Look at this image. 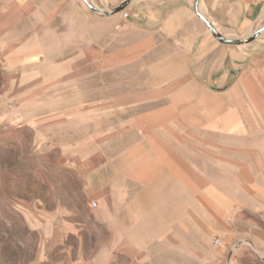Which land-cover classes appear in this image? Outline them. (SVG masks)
I'll list each match as a JSON object with an SVG mask.
<instances>
[{"label": "crops", "instance_id": "1", "mask_svg": "<svg viewBox=\"0 0 264 264\" xmlns=\"http://www.w3.org/2000/svg\"><path fill=\"white\" fill-rule=\"evenodd\" d=\"M108 1L117 6L125 0ZM193 4L133 0L125 18L122 12L82 18V38L93 41L97 54L82 55V68L64 66L57 72L42 66L51 59L44 55L48 49L43 43L45 36L54 42L56 28L69 26L64 5L55 0L20 4L22 21L29 20L31 27L21 36L8 33L15 21L11 7L0 11V128L10 117L31 121L37 139L43 116L69 125L71 117L80 121L82 143L71 153L82 160L77 167L82 203L48 212L36 208L30 219L37 238L32 264H166L168 252L178 256L171 264H183L184 251L198 264L195 237L221 232L214 226L200 232L193 206L192 216L184 215V194H195L197 185L177 183L187 170L181 141L192 139L191 132L230 139L252 130L247 111L232 109L231 90L208 87L202 79L233 70L251 78L241 87L248 99L241 107L254 108L256 120L264 124V32L246 42L264 25V0H199L200 14L239 45L217 42L194 14ZM82 17H87L85 11ZM74 75L82 76L77 90L54 85L68 84ZM103 76L110 77L109 83ZM77 107L80 113L65 110ZM103 107L111 108L106 131L100 119ZM203 107L206 111L200 112ZM188 108L202 118L187 120ZM226 210L218 211L221 221ZM247 245L236 248V262L264 264L254 246Z\"/></svg>", "mask_w": 264, "mask_h": 264}, {"label": "rangeland", "instance_id": "2", "mask_svg": "<svg viewBox=\"0 0 264 264\" xmlns=\"http://www.w3.org/2000/svg\"><path fill=\"white\" fill-rule=\"evenodd\" d=\"M30 1L0 0V11L5 5L13 10L15 21L8 29L9 34L21 36L22 32L30 31L29 20L23 22L20 12V4ZM87 1L104 10L115 6L108 0ZM55 4L64 5L69 26L55 29L54 42L45 36L43 46L48 52L44 55L48 54L51 59L43 62L42 66L55 72L64 66L71 71L79 66L82 68V55L93 58L97 54L93 41L82 38V18L102 15L89 10L81 0H55ZM82 11L87 17H82ZM54 74L56 79L62 78ZM81 77L74 75L68 78V84L57 82L54 85L77 90L82 84ZM109 78L102 77L108 83ZM202 79L208 87L231 90L232 106H236L232 109L242 114L247 111L252 130L241 134L242 137L234 134L230 139L191 132L188 134L193 136L192 139L181 141L180 151L187 170L181 173L177 183L197 185L196 191L193 188L195 194H184L183 206L188 207L184 215L192 216L189 208L193 206L197 208L200 232L207 233L209 226L221 231L195 237L198 240V264H238L234 254L236 248L247 244L254 246L253 240L255 243L260 241L254 249L258 252L257 260L264 261V124L260 125L256 120L254 108L241 107L248 100L241 87L251 78L233 70L226 76ZM102 98L109 100L110 97L103 93ZM65 110L80 113L81 108ZM185 110L188 112L187 120L202 118V113L198 117L191 114L196 110L194 108ZM198 110L202 112L206 108ZM100 111L101 126L104 131L109 130L111 108L103 107ZM8 119V124L0 128V264H32L37 253V238L30 228V219L36 208L48 212L66 203L75 207L82 203V177L77 172L82 160L71 153L82 143L77 126L80 121L78 116L71 117L69 125L63 121L56 122V119L49 121L47 116H43L35 139L34 131L31 133L29 128L33 124L31 121L21 123L15 117ZM87 121L93 122L92 118ZM103 143L108 146L109 140ZM222 208H227V217L223 221L218 218V211ZM186 238L189 247L190 236ZM215 239L220 240V246L214 245ZM191 254L190 251L183 252V264H192ZM176 258L175 253L168 252L166 264H171Z\"/></svg>", "mask_w": 264, "mask_h": 264}, {"label": "water", "instance_id": "3", "mask_svg": "<svg viewBox=\"0 0 264 264\" xmlns=\"http://www.w3.org/2000/svg\"><path fill=\"white\" fill-rule=\"evenodd\" d=\"M86 7L95 12L98 13L100 15H104V16H109V15H114V14H118L121 13L123 11L126 10V8L128 7V5L130 4V2H132L133 0H125L123 2H121L120 4H118L115 7L110 8L109 10H104L101 9L97 6L92 5L91 3H89L87 0H81ZM198 2L199 0H194V4H193V12L194 14L201 19L206 27L208 28L210 34L212 35V37L219 42L220 44L223 45H239L242 42L239 40H231V39H227L226 37L222 36L199 12L198 10ZM262 32H264V25L258 29L255 33H253V35L250 37V39H248V41L246 42H250L252 40H254L255 38H257Z\"/></svg>", "mask_w": 264, "mask_h": 264}, {"label": "built area", "instance_id": "4", "mask_svg": "<svg viewBox=\"0 0 264 264\" xmlns=\"http://www.w3.org/2000/svg\"><path fill=\"white\" fill-rule=\"evenodd\" d=\"M122 16H123L124 18L127 16L126 11H123V12H122ZM12 104H13V101H12V100L9 101V105H12ZM90 207H91V208H95V207H96L95 202H91V203H90ZM213 243H214L215 246H220V245H221V242H220L219 239H215V240L213 241Z\"/></svg>", "mask_w": 264, "mask_h": 264}]
</instances>
